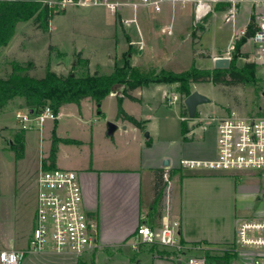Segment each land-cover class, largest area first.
<instances>
[{
  "label": "rangeland",
  "instance_id": "obj_1",
  "mask_svg": "<svg viewBox=\"0 0 264 264\" xmlns=\"http://www.w3.org/2000/svg\"><path fill=\"white\" fill-rule=\"evenodd\" d=\"M227 7L225 10H215L206 20L199 23H196L191 16L190 5L184 9L176 7L175 35L166 37L161 34L164 38L162 41L157 39L153 32L161 33L160 19L165 20L171 15L168 5L161 14L148 11L143 7L135 11L128 6L120 7L119 12L112 14L104 5H69L64 9L60 4H53L51 7L53 10L64 9V11L53 16L49 30L39 28V24L34 20L18 24L12 41L2 49L0 77L10 75L14 62L28 65L29 74L37 78L45 77L49 69L58 75H68L79 53L89 58L88 70L91 73L97 68L102 74H110L116 65H123L131 58L134 60L133 65L144 74L160 73L163 70L182 72L192 67L200 70H214L215 59L224 57L227 53L238 67L254 61L257 64V79L253 83L218 84L211 78H206L204 82H195L191 85L192 92L199 91L210 99L209 102L198 106L194 120L200 128L196 134L197 136L201 134L208 141H216V121L219 117L232 111L248 116L258 112L260 108L264 109V56L257 51V47L255 48V44L249 39L237 50L238 39L234 38L238 29L249 22L255 7L248 2L242 3L237 8L236 19L232 21L226 20L229 10ZM258 11L264 14V5ZM136 13L139 29L135 24L126 26L122 23L121 18L131 19L136 16ZM109 32L115 35L111 38L106 37ZM177 32L180 36L173 40ZM143 39L146 43L145 48L147 44L155 47V49L148 47V49L151 48L152 53H145L147 49L139 48L138 40ZM117 55L118 60H116ZM174 58H176L175 65H172L169 62ZM258 67L261 69L258 70ZM167 85L171 91L179 94L175 104L159 109L158 114L147 103H138L139 106H135L134 110L146 116L150 115L149 127L154 131L158 127L162 138H176L180 136L181 110L185 111L186 108L185 96L179 93V84ZM141 93L146 101L151 102L158 100L160 95V91L156 88H150ZM104 103L101 110L108 115L117 109L116 99L111 100L107 97ZM23 106L24 100L18 97L9 105V109L13 112H0V244L3 246L7 245L8 235L12 230L18 246H25L31 235L37 208L36 176L41 167V152L47 150V145H40V130L31 129L27 132L34 145H28L27 155L16 160L13 152L10 151V139L13 134H9L6 127L12 128L18 125L14 110ZM77 108L80 117L84 116L86 119L84 122L70 119V126L75 132L79 130L86 132L92 126L90 117L98 113L97 105L85 104L83 110L78 106ZM185 121L188 124L190 119L187 118ZM109 122L113 121L109 119L105 121L107 131ZM148 132H150L149 128L145 133ZM85 154L87 151L78 153L76 157L80 158ZM63 159L57 166L72 169L71 164L75 162L73 157ZM233 173L240 179V189L248 188L256 192L260 191V194L263 193L264 179L258 173L247 171ZM164 178L167 180L165 188L168 191L170 177L164 175ZM179 180L180 176L176 178V182L174 181L177 188ZM259 199L256 210L250 209L248 212L250 215L247 216H254L261 212L264 203L262 197ZM253 210H255L254 215Z\"/></svg>",
  "mask_w": 264,
  "mask_h": 264
},
{
  "label": "crops",
  "instance_id": "obj_2",
  "mask_svg": "<svg viewBox=\"0 0 264 264\" xmlns=\"http://www.w3.org/2000/svg\"><path fill=\"white\" fill-rule=\"evenodd\" d=\"M191 16L193 17L192 10ZM153 34L157 39L164 40L159 31ZM114 35L115 33L109 32L106 37L111 38ZM179 36L180 33L177 32L172 39L176 40ZM148 47L153 49L154 46L147 44L145 53L152 51ZM116 57L118 60V55ZM175 60L176 58L169 63L175 65ZM129 62L134 64L132 58ZM260 69L261 67H258V70ZM97 70L99 71L97 68L93 69V72ZM124 87L117 85L107 97L111 100L116 99L118 104L119 98H123L124 110L141 121L143 127L119 118L117 106L110 115L101 110L94 114L95 116H91L90 130L75 132L70 126V119L84 122L86 118L80 117L77 104L70 103L60 108L56 120H47L43 130L39 131L40 145H47L46 152L45 150L41 152L40 169L42 160L50 154L54 134L61 139L55 165H59L63 158L73 157L75 162L71 167L79 174L85 208L95 215L98 221L100 247L81 258L69 253H28L23 256L21 264H189V258L204 255L207 257V264H252L251 260L237 252H231L230 249L235 246L238 220L247 217L250 209L256 210L260 191L240 189V179L233 172L182 169L180 167L182 159L213 158L216 155L217 138L216 141H208L201 134L197 136L196 132L200 127L191 119L188 122V133L183 135L182 121L185 117L182 114L183 110L180 116V136L162 138L158 127L155 131L149 127L151 116L140 114L134 109L135 106L143 103L154 108L156 114L159 113V109L165 106L168 108L171 105L167 103L165 93L169 86L165 83H153L148 87L136 88L131 91L136 99L124 96ZM150 88L160 91L159 99L154 102L146 101L141 93ZM106 98L101 108L102 105L104 107ZM10 103L1 112H13L9 109ZM92 103L94 101L84 99L81 102L82 110L85 104ZM18 109L14 110L15 113ZM187 115L189 116L188 112ZM108 119L118 125L114 134L106 129L105 121ZM6 128L9 134H13L10 139V145L13 143V151H10L15 157V135L20 130L19 125ZM148 128L150 132L145 133ZM28 145L34 144L25 131L24 157L27 155ZM85 151L87 154L80 158L76 157L78 153ZM167 158L170 161L169 165L164 164ZM173 169L180 172L170 178L168 191L165 186L163 196L157 202L156 173L157 171L166 173ZM179 176L177 188L175 182ZM166 181L164 178V182ZM171 220L180 221L181 240L190 247L186 254L188 258L184 255L178 259L171 249L159 245H142L138 249L133 248L132 239L140 224L161 227ZM27 245L28 241L25 246H18L12 230L8 235L7 245L0 244V249L13 246L17 250H24ZM161 251L165 252L161 253Z\"/></svg>",
  "mask_w": 264,
  "mask_h": 264
},
{
  "label": "built area",
  "instance_id": "obj_3",
  "mask_svg": "<svg viewBox=\"0 0 264 264\" xmlns=\"http://www.w3.org/2000/svg\"><path fill=\"white\" fill-rule=\"evenodd\" d=\"M51 7L60 4L62 8L69 5H105L112 13L119 12L120 7L128 6L138 11L140 7L147 8L156 14L163 13L169 6L171 15L162 19L161 34L166 37L175 35L176 7L184 9L190 5L196 23L207 19L211 13L223 4L229 9L227 21L236 19L237 8L248 2L253 9L249 22L238 29L235 37L240 39L250 34L257 51L264 56V14L258 9L264 5V0H134L114 2L111 0H45ZM223 8L224 10L226 8ZM222 10V9H221ZM126 26L135 24L140 27L137 13L134 18H121ZM254 22V31H249ZM142 36V35H141ZM140 49H145V40H138ZM229 57V54H225ZM169 105L179 99L177 92L170 88L165 93ZM20 130H43L47 120H56L57 114L46 105L41 109L36 107L19 108L15 113ZM188 117H184L186 120ZM190 119V118H189ZM217 143L216 155L206 159H182L180 167L191 171H223V172H256L264 179V109L245 116L232 111L216 121ZM169 172L165 173L168 176ZM170 180V179H169ZM168 180V181H169ZM37 208L34 226L24 250L13 246L0 249V264H21L24 255L28 253L54 252L69 253L78 258L83 257L93 249L100 247L98 221L84 204V194L79 174L76 170L62 167L41 168L37 179ZM264 203V191L260 194ZM254 215V214H253ZM142 245H159L174 252L181 259L190 247L181 240V224L171 220L161 227H153L142 223L138 226L132 239L133 248ZM231 252H237L252 264H264V206L260 213L254 216L242 217L236 227V238ZM189 264H207V257L197 256L188 260Z\"/></svg>",
  "mask_w": 264,
  "mask_h": 264
},
{
  "label": "trees",
  "instance_id": "obj_4",
  "mask_svg": "<svg viewBox=\"0 0 264 264\" xmlns=\"http://www.w3.org/2000/svg\"><path fill=\"white\" fill-rule=\"evenodd\" d=\"M223 9L224 5L217 6ZM65 9V8H64ZM62 10H53L45 0H0V55L2 49L7 47L17 32L18 24L34 20L39 24V28L50 29V22L56 13ZM249 31H254V22ZM247 40L244 36L236 42L237 50L243 42ZM53 48V46L51 47ZM32 64V63H30ZM90 60L78 54L76 63L68 75H58L49 69L45 77L37 78L29 74L28 65L14 62L12 71L7 77H0V112L16 98L24 100L25 107H36L41 109L49 105L58 115L60 108L69 103H75L81 108L84 99H90L97 105L98 112H101L103 100L113 92L117 85H124L123 94L131 99H136L131 94L136 88L148 87L153 83H177L179 93L185 97L192 93L191 85L195 82H204L206 78H211L215 83L238 84L253 83L256 81L257 64L255 62L245 63L243 67H238L232 59L229 68L200 70L196 67L182 71H166L160 73L144 74L138 67L126 61L123 66H116L111 74H102L100 71L93 73L88 70ZM33 65V64H32ZM123 98H119L118 117L129 120L138 127H143V123L134 116L128 114L122 105ZM187 108L183 115L187 116ZM188 124L182 121V134L188 133ZM61 141L55 134L53 136L52 148L47 158L42 160V168L55 167L58 144ZM13 151V143L11 144ZM15 159L24 157L25 153V130H18L15 135ZM180 172L173 169L169 172V177ZM164 171L156 173V201L159 202L163 196L165 187ZM165 251H161L164 253Z\"/></svg>",
  "mask_w": 264,
  "mask_h": 264
},
{
  "label": "water",
  "instance_id": "obj_5",
  "mask_svg": "<svg viewBox=\"0 0 264 264\" xmlns=\"http://www.w3.org/2000/svg\"><path fill=\"white\" fill-rule=\"evenodd\" d=\"M250 34L247 33L246 37H249ZM231 63V58L230 57H217L214 61V67L216 69H225L229 68ZM210 99L205 96L204 94L200 93L199 91H194L192 92L189 96L185 97V105L189 114V118L191 120H194L196 118V113L198 110V106L200 104L209 102ZM118 128V125L115 124L114 122H109L108 123V132L113 133L116 129ZM170 161L169 159H166L164 161L165 165H169Z\"/></svg>",
  "mask_w": 264,
  "mask_h": 264
}]
</instances>
